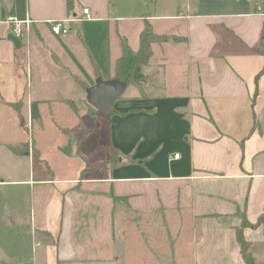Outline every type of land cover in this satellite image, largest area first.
Here are the masks:
<instances>
[{
  "label": "crops",
  "instance_id": "0c3cea01",
  "mask_svg": "<svg viewBox=\"0 0 264 264\" xmlns=\"http://www.w3.org/2000/svg\"><path fill=\"white\" fill-rule=\"evenodd\" d=\"M169 2L156 1L161 12L156 6L125 24L117 54L103 65L86 45L93 86L95 66L109 80L104 65L117 67L125 43L140 50L148 22L154 34L169 38L151 44L140 78L126 84L114 112L89 125L82 86L75 84L82 66L72 35L86 7L93 14L88 21H125L110 15L111 0H0V67L18 68L32 52V43L15 37L9 16L31 19L29 33L55 59L49 93L24 104L34 130H45L33 141L41 160L30 153L37 180H25L37 186L33 224L45 234L35 237L34 264H248L237 234L244 217L254 223L264 212V8ZM65 19L70 31L54 34L50 20ZM59 124L84 132L69 146L53 141L63 147L64 165L76 168L75 177L58 176L44 153L49 143L43 137ZM158 233L166 234L163 247ZM244 234L248 252L264 264V224L245 227ZM137 235L143 244L135 243Z\"/></svg>",
  "mask_w": 264,
  "mask_h": 264
},
{
  "label": "rangeland",
  "instance_id": "374dc122",
  "mask_svg": "<svg viewBox=\"0 0 264 264\" xmlns=\"http://www.w3.org/2000/svg\"><path fill=\"white\" fill-rule=\"evenodd\" d=\"M156 1H159L161 4H167V1L180 3L182 0H111L110 15L119 16L125 21L100 20L92 22L83 19L80 20V23H77L78 25L76 26H78L77 28L81 35L77 33L78 29H76L73 31L72 39L74 40V51L81 56L82 78L81 80L78 79L81 84L77 81H75V84L82 86L83 104L81 108L89 125L99 114H104L94 109L86 96L87 89L95 83L92 76V66H90V61L87 59V46L94 53L93 55L98 57L100 64L103 65V63H106L104 62L106 57L109 58L110 54L113 56L118 52L116 48V43L119 41L118 32L124 28L125 24H135L136 19L140 17L141 13L155 12ZM201 1L203 5H207L206 8L227 9L225 11L237 10L243 5L244 8L246 6L254 8L261 6L264 8V0H242V4H236L237 2H234V0H230L231 3H227L226 0ZM231 4L233 8H230ZM175 8L167 7L165 11L168 13L176 12ZM161 9L162 5H158L157 11L161 12ZM126 27L129 28L131 26L127 25ZM130 35L133 43L137 41L135 30ZM21 40L26 42L27 46L32 43L31 54L27 52V58L24 55L22 56L25 59V63L20 67L18 66V68H16V65L0 67V264H34V257L36 256V251H38L35 237L40 233L45 238L44 232L33 224L37 209L35 200L37 196L35 188L37 186L34 185L35 182L29 183L25 181L30 179L37 180L39 166L36 161L39 162L42 155L38 156L35 143L42 137L45 130H34L36 122L34 118L32 119L31 114L26 112L27 108L25 110L24 104L28 106L27 102L31 101L33 94L38 93L41 96L43 92L44 95L49 93L48 87L51 86V83L47 81L49 79L47 76H51L53 67H55V59L53 54L47 52L30 33L22 36ZM125 41L123 39V43ZM44 46L48 47L47 45ZM115 68L113 61L110 65H104V73L107 79L114 78ZM55 82L60 81L56 80ZM129 83L134 82L130 81ZM23 94L25 95L20 99L19 97ZM52 98L60 99L58 96ZM114 107L117 106L114 105ZM44 115L47 120L51 119L49 113H45ZM105 116H102V119ZM57 117L52 116V120L57 119ZM23 121H25V124ZM52 127L55 128L54 125ZM76 129L71 130V128H66L64 125L59 124L57 128L53 129L54 133L52 135L48 133L43 137L44 140L42 141L49 143L44 150L46 158L51 161L54 172L60 177H75L76 168L71 164L69 166L64 165L63 147L58 141L54 143L53 141L59 139L61 143L62 141L63 143L67 142L68 146L69 144H73L75 138H79L84 133L83 129L80 128L77 131ZM49 132L51 133V131ZM50 140L52 143L49 142ZM86 140H88V137ZM20 142L24 143L18 144ZM9 144L15 146L16 150L19 151L18 153L22 155L16 154L8 146ZM90 147L93 148L94 145L92 144ZM26 152L31 153L36 161L32 159L31 154H24ZM93 154L95 152H90L89 155L93 157ZM45 165L51 170L48 163H45ZM47 177L51 178L52 176L50 174ZM7 206L9 209H7ZM6 211H10V213L6 214ZM157 236L158 238L156 237L155 241L158 247H163L166 244L165 242H167L166 234L158 233ZM134 241L138 245L143 244V237L137 235L134 237ZM146 253L148 259L149 250Z\"/></svg>",
  "mask_w": 264,
  "mask_h": 264
},
{
  "label": "trees",
  "instance_id": "16d2710c",
  "mask_svg": "<svg viewBox=\"0 0 264 264\" xmlns=\"http://www.w3.org/2000/svg\"><path fill=\"white\" fill-rule=\"evenodd\" d=\"M71 3V1L69 2ZM72 8V6H71ZM141 44H140V50L138 52H135L133 50H130L128 45L124 44V55L117 61L116 65V74L114 76L115 79H118L124 83H129L130 81H138L140 78V72L142 70V66L144 63H146L149 58L151 57L153 53V49H151V44L155 42L156 40L159 41H166L169 38L167 36H160L157 34H154L152 25L148 22L146 27L141 33ZM95 66V65H94ZM95 73L96 77H100V69L98 66H95ZM75 81L81 84L77 78H75ZM114 111L111 110L110 114ZM13 151L15 153H18L19 151L16 150L15 146H11ZM115 153H118L117 150L114 149L112 152V156L115 159H119L118 156L115 155ZM264 211V210H263ZM264 224V212L261 214V216L258 218V220L254 223L249 222L246 217L243 218V222L238 229L237 239L238 242L241 244L243 256L245 257L248 264H256L255 258H253L249 250L250 242L247 241L246 236L244 234V228L245 227H257L258 225Z\"/></svg>",
  "mask_w": 264,
  "mask_h": 264
},
{
  "label": "water",
  "instance_id": "95a60500",
  "mask_svg": "<svg viewBox=\"0 0 264 264\" xmlns=\"http://www.w3.org/2000/svg\"><path fill=\"white\" fill-rule=\"evenodd\" d=\"M96 84L87 89V99L90 105L103 114H108L113 109L115 102L122 96L126 88V83L112 78L105 80L98 77ZM25 124V121H23ZM7 209L9 207L7 206ZM6 214L10 211H6Z\"/></svg>",
  "mask_w": 264,
  "mask_h": 264
},
{
  "label": "built area",
  "instance_id": "2783aa9c",
  "mask_svg": "<svg viewBox=\"0 0 264 264\" xmlns=\"http://www.w3.org/2000/svg\"><path fill=\"white\" fill-rule=\"evenodd\" d=\"M83 14L85 15L86 19L93 18V14L89 7L84 8ZM7 21L9 22V24H11L15 37L19 39L25 34L29 33L33 24V21L31 19H18L15 16H9ZM69 21L71 20H50L53 33L56 35H65L66 33H68L70 31ZM175 156L178 157L179 154L176 153Z\"/></svg>",
  "mask_w": 264,
  "mask_h": 264
}]
</instances>
